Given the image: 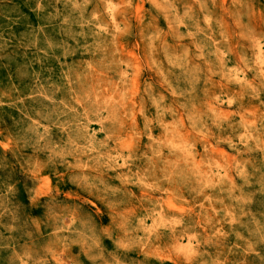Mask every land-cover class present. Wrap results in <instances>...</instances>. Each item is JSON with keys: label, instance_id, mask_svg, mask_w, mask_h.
<instances>
[{"label": "clouds", "instance_id": "9594fccd", "mask_svg": "<svg viewBox=\"0 0 264 264\" xmlns=\"http://www.w3.org/2000/svg\"><path fill=\"white\" fill-rule=\"evenodd\" d=\"M216 4L0 0V264H264V0Z\"/></svg>", "mask_w": 264, "mask_h": 264}, {"label": "rangeland", "instance_id": "374dc122", "mask_svg": "<svg viewBox=\"0 0 264 264\" xmlns=\"http://www.w3.org/2000/svg\"><path fill=\"white\" fill-rule=\"evenodd\" d=\"M231 3V0H217V4H216V14L220 17L223 18V21L225 23V26L228 30L229 33H232V20L229 16V8L228 5ZM209 7H211V4H209ZM141 12V7L139 6V4L137 5V9H136V13H137V17L139 16ZM147 19V18H146ZM181 31H183V29H181ZM168 43L172 44L173 41L169 38L168 39ZM182 43L188 44L189 42L187 41H183ZM232 47L234 49L238 48V40L233 37L232 41ZM190 46V45H189ZM121 47L123 48L126 56L133 58L136 63H137V71H138V76L137 78L133 81L135 87L137 89L141 88L143 86L144 80L148 79L147 75L145 74L143 76V78L140 77V69L144 66L143 64V59H144V45L140 42H137L135 44H129V43H122ZM214 83L216 85V90H219L221 87H224V82L222 80H220L218 77L214 78ZM261 111H264V109H261ZM7 134V133H5ZM216 150V149H214ZM218 151V150H217ZM60 175H64L65 173L63 171H60L59 173ZM40 184H39V189L43 192L44 189L46 188H50V187H54L57 188V190H62L60 188V185L57 183L55 177H51V185H49V180H50V176L47 172L43 173L40 177ZM247 191H251V192H255V201L256 204L253 206V211H264V194H260L259 192H256V188H252V189H248ZM46 194V193H43ZM64 195L66 197H69L71 199H77L82 197L83 194L77 192L75 189L72 190H68V191H64ZM93 203H95V208L92 209L93 211H95L96 213H99L101 215H109V213L105 210V208L100 205L99 203H96L95 201H93ZM229 242H225L226 246L228 245ZM226 251V248H225ZM161 260H165L166 264H170V260L168 258L165 257V255L163 253H159ZM229 261H233L236 262V264H239L240 261H245L246 260V264H253V258L252 257H243L241 254H237L235 256H229L228 257ZM145 264H156V261H146Z\"/></svg>", "mask_w": 264, "mask_h": 264}]
</instances>
